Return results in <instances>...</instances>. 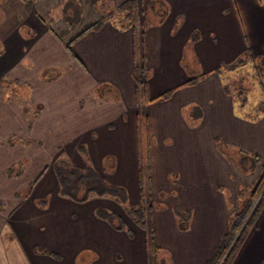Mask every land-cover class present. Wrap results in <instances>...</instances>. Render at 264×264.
<instances>
[{"label":"crops","instance_id":"1","mask_svg":"<svg viewBox=\"0 0 264 264\" xmlns=\"http://www.w3.org/2000/svg\"><path fill=\"white\" fill-rule=\"evenodd\" d=\"M19 1L20 20L12 29L0 16V264L122 259L111 239L126 229L123 221V229L115 227L120 216L111 212L115 223L97 217L95 210L103 208L98 196L77 202L60 195L52 175H39L40 160L46 157L45 168L62 159L97 171L83 145H96L104 127L117 136L115 120L138 110L146 142V193L158 200L150 252L153 245L165 251L154 264H206L227 232L240 188L263 169L264 114L255 121L237 116L215 70L247 49L264 57V0H136L137 23L123 29L115 17L98 29L87 28L100 18L95 4L109 11L127 0ZM63 3L80 12L74 29L63 16ZM142 63L151 78L164 72L166 91L174 89L165 100L148 101L161 93L150 96L153 84L149 89L147 83L140 109L134 72ZM50 147L59 153L47 155ZM80 147L84 159L77 154ZM238 150L261 160L252 173L239 169ZM108 156L103 153L101 167ZM11 167L18 172L9 174ZM117 168V163L111 167ZM178 203L192 211L185 230L172 210ZM123 242L127 247L130 239ZM130 260L125 256L124 262ZM263 260L264 208L231 264Z\"/></svg>","mask_w":264,"mask_h":264},{"label":"trees","instance_id":"2","mask_svg":"<svg viewBox=\"0 0 264 264\" xmlns=\"http://www.w3.org/2000/svg\"><path fill=\"white\" fill-rule=\"evenodd\" d=\"M137 5L136 0H127L113 10L103 11V4H95V8L100 12V18L87 29H98L105 20H112L115 14L119 17L118 21H115L119 28H134L137 23ZM25 8L27 10L30 9V2L25 3ZM70 9L73 11L71 12ZM62 10L69 29H74L79 21L80 12L73 5L70 6L65 3H63ZM247 63L252 67V76H250L251 79L248 85L243 88L241 82L245 81V78L240 74L243 73ZM215 71L221 76L224 91L232 96L233 111L237 116L255 121L264 114V57H254L250 50L247 49L235 60L220 65ZM144 72H146V69L143 63L136 67L134 72V76L140 86L144 85L146 81L143 78ZM136 74H138L137 77ZM194 81L195 78L188 80L185 84H191ZM173 89L167 90L148 101L165 100L170 97ZM215 141L220 151L226 154L224 141L219 137L215 138ZM260 161L256 156L250 155L243 150H238V166L241 171L252 173L256 164ZM53 169L57 177L59 193L64 197L77 202L86 201L92 196H109L117 199L120 203H126L128 200L127 191L124 187L108 183L90 166H76L66 160L58 159L53 162ZM172 178L173 182L176 183V174H172ZM142 186L143 177L140 173L141 190ZM141 199V205L135 209L132 208L130 212L135 216V220L139 224L144 225V201L143 198ZM237 202V207L228 218L227 232L218 241L206 264H218L234 239L229 251L221 262V264H231L246 234L264 208V162L262 171L253 182L240 188ZM44 203L45 200L40 202L41 205ZM172 210L177 217L178 228L181 230L187 229L192 212L191 208L185 204L178 203L172 206ZM95 214L109 223H115V215L104 208H97ZM115 227L123 229V224L117 221ZM151 241H153L152 230ZM155 248L153 245V251ZM261 264H264V260Z\"/></svg>","mask_w":264,"mask_h":264},{"label":"rangeland","instance_id":"3","mask_svg":"<svg viewBox=\"0 0 264 264\" xmlns=\"http://www.w3.org/2000/svg\"><path fill=\"white\" fill-rule=\"evenodd\" d=\"M109 7V6H108ZM20 8V1L17 0V5H15L14 0H0V16L2 14L5 15L6 27L10 30L14 27L20 20V14L18 12ZM115 20L118 19V15H115ZM3 31V30H2ZM142 41V37H140ZM239 54H233L230 60H234ZM185 73V72H184ZM138 74H136L137 77ZM164 72H155V77L151 78L148 72H144L143 78L145 81L144 85L140 86V99H141V107L145 106V90L147 83H149V89L152 86V91L150 90V96L155 95L157 93H163L166 91L167 85H164L161 81ZM238 75V74H237ZM245 78V81L241 82L242 87H246L252 76V67L249 63L246 64L243 69V73H241ZM179 80V79H178ZM109 95H112V92H109ZM122 110V107H120ZM141 110L135 112H128L126 115H122L121 118L115 120V132H117V136H110L107 134L108 129L104 127L101 131L100 137L97 139L96 145L95 143L91 144L90 142L85 143L83 145L86 150L92 156V159L97 167L98 173L109 183L123 186L128 195V200L126 203H120L117 199L104 196V197H96L95 200H99L100 207L108 209L109 212H115L120 216V219L117 218L118 222L122 221L125 223L126 229L116 231L114 236L111 238L113 243V249H119L121 251L122 256L125 259V256H131L130 262H124V259L116 258L112 262H108L105 264H148L149 257L153 260V264L160 261L162 258L163 252H158L157 246L155 250L151 253V231H150V223L151 219L153 220L152 212L156 210L158 200L153 202L150 198L147 197V187H146V178L145 174H147L146 166H145V153H146V142L144 140V135L142 133V128L138 124L140 122ZM139 126V128H138ZM134 134V136H133ZM84 139V138H83ZM134 139V141H133ZM101 140V142H99ZM79 142V141H78ZM75 146L76 142L73 143ZM72 145L68 144L65 146L66 148H70ZM83 147V149H85ZM81 149L77 151V154H80L81 158H86L85 151ZM57 149V150H56ZM72 149V148H71ZM67 150L66 152H70ZM93 149V150H92ZM93 152H92V151ZM47 155L53 153H59L58 148L50 147L47 151ZM73 152V151H72ZM108 154L109 156L105 158V165L103 167L100 166L99 160L102 155ZM62 153H60L61 155ZM76 154V155H77ZM82 154V155H81ZM46 155V154H45ZM46 158L45 156H41ZM40 157V158H41ZM79 158V157H78ZM40 160V174L39 175H52L56 181L57 177L53 169V161L50 166L45 168V163L47 161L44 159ZM58 159V158H57ZM45 161V162H44ZM80 162V161H79ZM78 162V163H79ZM117 163L118 168L112 170L111 167ZM143 170V186L142 190L140 189V170ZM110 169V171H109ZM9 174H13L18 172L15 167H11L7 169ZM26 170L24 171V176H26ZM260 173V172H259ZM258 173V175H259ZM45 175V176H46ZM255 178V177H254ZM58 182V181H57ZM31 186H27L24 188L25 191ZM51 187V186H49ZM27 188V189H26ZM143 198V206H144V221L146 222L144 225L139 224L135 220V216L131 214L130 210L133 208H137L142 203ZM157 199V198H155ZM92 200V199H90ZM98 205V204H97ZM115 222V221H114ZM132 233H131V232ZM118 232V233H117ZM130 233V234H129ZM119 234V237L115 236ZM153 234V233H152ZM124 238L130 239V244H127L125 247V243L123 242ZM126 250V253L123 250ZM152 254V255H151ZM118 262V263H117Z\"/></svg>","mask_w":264,"mask_h":264},{"label":"built area","instance_id":"4","mask_svg":"<svg viewBox=\"0 0 264 264\" xmlns=\"http://www.w3.org/2000/svg\"><path fill=\"white\" fill-rule=\"evenodd\" d=\"M139 87H140V86H139ZM233 241H234V239H233L232 242L230 243L229 247L227 248L226 252L224 253L222 259L220 260V262H219L218 264H221L222 260L224 259V257L226 256L227 252L229 251L230 246L232 245Z\"/></svg>","mask_w":264,"mask_h":264},{"label":"water","instance_id":"5","mask_svg":"<svg viewBox=\"0 0 264 264\" xmlns=\"http://www.w3.org/2000/svg\"><path fill=\"white\" fill-rule=\"evenodd\" d=\"M257 200V199H256Z\"/></svg>","mask_w":264,"mask_h":264}]
</instances>
